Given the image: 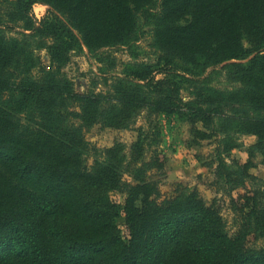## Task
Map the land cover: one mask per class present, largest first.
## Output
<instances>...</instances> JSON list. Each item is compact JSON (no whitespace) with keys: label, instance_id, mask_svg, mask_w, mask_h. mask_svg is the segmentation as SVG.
<instances>
[{"label":"trees","instance_id":"trees-1","mask_svg":"<svg viewBox=\"0 0 264 264\" xmlns=\"http://www.w3.org/2000/svg\"><path fill=\"white\" fill-rule=\"evenodd\" d=\"M155 4L154 36L164 52L157 63L126 67L109 85L99 69L106 91H76L62 73L69 53L130 45L137 39L134 13L146 19ZM34 5L48 8L40 21L32 17ZM4 6L11 9L0 13V264H264V252L249 243L251 235L264 240V190L247 189L257 180L249 173L253 153L264 166V0H4ZM194 6L198 16L179 25ZM181 54L186 62L178 61ZM101 55L97 63H104ZM222 63L237 89L212 91L205 105L181 100V76L203 82V70ZM143 109L200 123L203 130L193 128L197 140L225 144L214 151L215 184L225 193L245 191L236 200L228 196L232 235L214 202L195 190L176 185L172 198L156 201L157 183L147 175L160 165L148 156L156 130L139 133L130 158L115 144L91 167L82 164L85 128L128 129ZM235 134L257 138L244 164L223 155L238 145L222 136ZM111 192L124 196L121 207L110 202Z\"/></svg>","mask_w":264,"mask_h":264},{"label":"rangeland","instance_id":"rangeland-1","mask_svg":"<svg viewBox=\"0 0 264 264\" xmlns=\"http://www.w3.org/2000/svg\"><path fill=\"white\" fill-rule=\"evenodd\" d=\"M157 5L151 6L147 13V18H140V14L134 13L135 29L137 39L130 45H118L106 47L89 53L87 48L75 49L69 53L70 61L62 69L64 77L70 81L78 92H84L93 89L95 93L106 91L98 77V70L101 69L110 77L108 85L112 83L113 76H121L126 67L135 68L142 65H155L157 59L164 52L157 45L155 38L156 15L158 13ZM201 6V5H200ZM128 7L132 9V4ZM11 8L4 6V0H0V13H7ZM47 6L34 5L32 17L36 21L46 17ZM200 8L194 6L192 13L185 16L184 20L178 22L179 25L190 24L193 14L198 16ZM13 36V34H9ZM244 47L248 44L244 40ZM41 58L42 65H48V57L44 50L36 51ZM104 58V63H97L98 56ZM186 55L181 54L178 58L180 62H186ZM226 63H222L217 68L208 67L203 70L199 76L200 80L192 81L190 76H181V88L179 96L185 103L206 104L210 99V92H229L237 89L240 83L228 71L222 70ZM178 80V79H177ZM204 104V105H205ZM21 122L22 117H21ZM193 128L203 130L200 123L192 126L186 119L179 115L166 114L164 112L155 113L147 109L140 110L128 129H114L95 124L82 131L83 139L87 144L81 162L87 168L91 167L95 161L102 159V152L112 148L115 144H121L125 155L130 158V146L137 140L139 133L146 131L159 132L157 140L153 143V150L148 156L157 157L159 167L151 168L147 172L151 181L157 183L159 192L157 202L172 198L175 194L176 185L179 188H185L190 191L195 190L207 204L214 202L215 207L219 209L220 214L226 223L227 232L232 235L235 231L236 217L231 209L230 197L234 200L244 195L245 191L237 189L230 193L224 192L221 185H216V163L214 162V151L225 149V144H217L216 138L210 140H197L193 134ZM226 141L231 140L238 145V148L231 152L223 153L225 160H234L238 164H244L248 161L247 149L255 145L257 138L254 135L235 134L224 137ZM228 143V142H227ZM150 161V159L148 160ZM252 167L249 173L256 177V181L250 182L247 189L259 188L264 190V166L261 165L262 158L258 153L252 155ZM125 180L129 178L124 176ZM262 182V183H261ZM227 191V190H226ZM227 194V195H226ZM111 203L122 206L124 196L118 192L108 194ZM118 221V227L122 237H127V231L123 221V215ZM250 245L264 252V240L249 237Z\"/></svg>","mask_w":264,"mask_h":264}]
</instances>
